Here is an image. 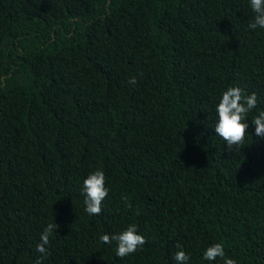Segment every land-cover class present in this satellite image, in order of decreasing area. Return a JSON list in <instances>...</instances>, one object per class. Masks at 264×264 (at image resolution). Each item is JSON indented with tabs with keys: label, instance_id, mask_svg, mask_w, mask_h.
<instances>
[{
	"label": "trees",
	"instance_id": "16d2710c",
	"mask_svg": "<svg viewBox=\"0 0 264 264\" xmlns=\"http://www.w3.org/2000/svg\"><path fill=\"white\" fill-rule=\"evenodd\" d=\"M254 16L249 0H0V264H177L178 250L264 264ZM236 86L257 105L235 151L213 126ZM97 170L108 195L93 216L82 185ZM129 225L146 243L119 258L100 236ZM215 243L225 257L203 259Z\"/></svg>",
	"mask_w": 264,
	"mask_h": 264
},
{
	"label": "clouds",
	"instance_id": "9594fccd",
	"mask_svg": "<svg viewBox=\"0 0 264 264\" xmlns=\"http://www.w3.org/2000/svg\"><path fill=\"white\" fill-rule=\"evenodd\" d=\"M250 8L255 13L253 22L248 28L264 29V0H249ZM130 84L136 83V78L129 79ZM257 97L255 93L245 94L244 91L236 87H228L222 92L221 98L216 105L217 119L213 126L216 136L226 142L227 148L235 151L244 146V139L247 133L248 122L247 114L256 107ZM251 123L255 126L254 133L257 137L264 138V111L252 118ZM82 195L84 196L85 212L88 215H99L102 211V202L108 195V189L105 187V176L100 170L90 173L82 185ZM131 207V204H129ZM58 225L55 223L48 224L40 235V242L37 244V251L44 254L47 252L46 245L49 244V238L56 232ZM101 242L111 244L116 242L115 255L124 258L135 253L145 243V237L138 234L135 225H129L126 229L116 235L104 234L100 236ZM180 249V245L176 246ZM217 257L224 258L225 251L221 243H215L207 247L203 252V259L214 261ZM177 264H187L190 257L183 250H178L174 254ZM36 264H42L40 258ZM224 264H235L233 259H224Z\"/></svg>",
	"mask_w": 264,
	"mask_h": 264
}]
</instances>
